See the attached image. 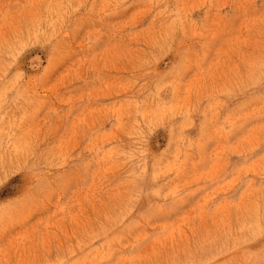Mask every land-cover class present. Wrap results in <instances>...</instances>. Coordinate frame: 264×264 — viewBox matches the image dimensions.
<instances>
[{
  "label": "rangeland",
  "instance_id": "1",
  "mask_svg": "<svg viewBox=\"0 0 264 264\" xmlns=\"http://www.w3.org/2000/svg\"><path fill=\"white\" fill-rule=\"evenodd\" d=\"M0 264H264V0H0Z\"/></svg>",
  "mask_w": 264,
  "mask_h": 264
}]
</instances>
